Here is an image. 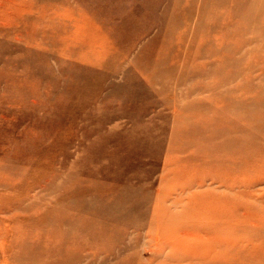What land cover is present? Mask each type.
Returning a JSON list of instances; mask_svg holds the SVG:
<instances>
[{
    "label": "rangeland",
    "instance_id": "obj_1",
    "mask_svg": "<svg viewBox=\"0 0 264 264\" xmlns=\"http://www.w3.org/2000/svg\"><path fill=\"white\" fill-rule=\"evenodd\" d=\"M263 23L264 0H0V177L14 185L0 188V207L16 223L0 239V264H35L36 236L55 244L62 234L64 264H98L92 253L110 239L116 252L138 243L126 254L147 257V231H120L150 224L165 159L205 145L210 159L264 160ZM183 166L196 174L194 163L169 164L155 205L190 185L176 177ZM242 169L230 178L255 175ZM229 207L219 223L196 220L222 235L223 256L238 264L250 253L236 246L264 221L244 226L243 209ZM259 242L240 264H264Z\"/></svg>",
    "mask_w": 264,
    "mask_h": 264
},
{
    "label": "bare ground",
    "instance_id": "obj_2",
    "mask_svg": "<svg viewBox=\"0 0 264 264\" xmlns=\"http://www.w3.org/2000/svg\"><path fill=\"white\" fill-rule=\"evenodd\" d=\"M258 2L259 1H257V3ZM259 25L261 26V24ZM242 32H239V34ZM242 37L244 38L245 36ZM254 39L255 38L252 40ZM258 44L260 45V43ZM243 115L246 118L248 117V121L245 120L241 122V124L246 127L247 123L249 124L252 122L251 119H249L248 114ZM240 117L241 116L238 115L235 116L236 119H240ZM261 147L264 146L262 145ZM242 148L243 147H241V149ZM205 149L209 150L210 154L213 156L211 153V147L204 145L200 149L201 152L197 155L190 154L189 157L184 158L172 155L170 159H165V172L161 178L160 187L156 189V194L151 202V206L150 208L148 206L144 214V217L149 219L148 223L150 224L146 223V227L143 225L139 226V228L138 226L125 223L124 228L120 231L122 235L126 234L128 228L130 227L139 231V233H141V231H147V238L149 239L148 244L143 246V251H147L149 254L147 257L138 255L139 253L135 252L133 253L134 255L126 254L127 251H130V249L138 247V243L126 244L116 252V247L110 239L108 243L103 245L99 250H94L91 261L93 263H97V261L101 259V262L98 264H228L227 259L223 256V250L226 249L225 246L228 245V243H223L222 235L217 233L215 230L210 229L209 226L200 227L196 219L203 216L208 224L219 223L226 218V210L229 209V206L231 205L232 208L243 209L241 221L244 226L251 225L253 227H257V222L264 221V189L261 190L257 188L258 185H262L264 183V175H259V172L264 171V160H260L259 157L244 160L210 159L211 157L206 153ZM177 159H179L180 162L188 161L190 163H194L197 168L195 170L196 174L191 176L193 171H190V169H187L185 166H183L182 169L177 168L176 177H192V180L189 183L190 185L188 186L187 184L183 186L181 189L183 191L182 194H165L163 198L159 199L157 205H155V200L159 198L163 188L172 179V173H169L167 166L175 163ZM234 164H238L240 168L235 170ZM242 166L254 168L255 175L230 178V175H232L234 171L244 172L245 170L242 169ZM204 172H207L208 174H205ZM210 175L221 176V181H216L214 178L210 177ZM249 176H251V180L246 181ZM229 179H231V186H238L239 189L234 191L232 188L227 187ZM0 188L13 189L14 185L2 175V178L0 177ZM3 195L4 194H1L0 198L3 197ZM182 204L183 206L181 207ZM187 204L190 205L195 212V218L192 221L184 216L186 210L184 206ZM136 207L137 205L129 207L127 212H132ZM14 221L15 215L12 213V210L9 216H5L4 208L0 207L1 241H4V239L8 237L16 228V223ZM96 221L98 222V220ZM173 221H182L179 225L184 227L170 233L167 227ZM112 226L113 225L111 224L110 227ZM55 232L56 229L54 228L50 230L51 235ZM33 236L35 237L36 235L32 234V237ZM59 238L61 239L60 243L55 242V244H52L51 241H41V239L36 236L35 241L32 242V247L36 252L33 258L36 261L35 264H39L41 262L44 264H64V235H60ZM136 238H139V236L136 235ZM263 239L264 231H261L255 236L245 240V245H233L241 247L242 250L246 249L250 253V255L243 254L239 257H234L235 261L238 264L242 261H249V259L252 261L255 257L254 255L261 251L259 248L261 242L259 241ZM216 244H219L218 250L214 249ZM98 245H100V240L93 246L84 244L83 250L87 247H95ZM127 245H130L129 248H126ZM81 248L82 246H80L79 249L81 250ZM121 256L123 258L120 261L114 262L115 259L118 260Z\"/></svg>",
    "mask_w": 264,
    "mask_h": 264
}]
</instances>
